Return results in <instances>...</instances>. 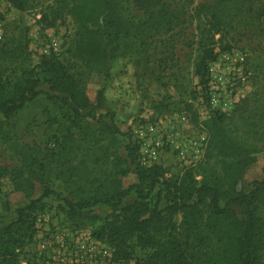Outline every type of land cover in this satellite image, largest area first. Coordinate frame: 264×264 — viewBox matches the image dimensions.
Returning <instances> with one entry per match:
<instances>
[{
	"label": "rangeland",
	"instance_id": "rangeland-1",
	"mask_svg": "<svg viewBox=\"0 0 264 264\" xmlns=\"http://www.w3.org/2000/svg\"><path fill=\"white\" fill-rule=\"evenodd\" d=\"M30 1L29 10L22 12L9 0H0L2 80L15 81L24 72L34 74L40 71L43 56L56 54L93 102L97 91L106 87V99L121 134L104 131L95 119L77 118L45 96L28 103L11 119L0 115V167L11 172L0 177V228L16 220L18 207L44 191L43 184L35 180L31 197L21 191L8 194L15 172L27 175L32 166L44 165L45 181L56 192L74 199L86 196L100 181L112 177L118 168L115 154L125 155L128 136L140 150L136 130L143 126L148 133L150 124L156 132L148 138L168 143L157 163L168 169L167 176L203 163L210 141L208 121L217 113L232 139L256 149L257 161L247 169L244 182L263 177L264 0H229L222 13L228 31L215 38L216 55L208 65L206 87L196 75V62L201 53L200 27L207 19L197 9L217 0H164L174 20L158 32L151 27L154 12L139 10L133 0H122L121 14L132 32L117 41L116 56L107 62L79 50L82 27L72 0ZM141 24L139 35L136 27ZM195 142L201 153L191 164L188 157ZM121 180L128 187L136 176L130 173ZM45 202L46 210L36 217L37 232L30 242L26 237L21 258L55 264L58 258L76 257L80 238L88 239L102 221L71 219L58 207L61 201L55 195ZM95 211L105 214L108 209L102 206ZM259 213L264 218V202ZM170 218L182 231V214ZM173 228L169 226V230ZM98 242L90 264H142L149 253L134 246L133 259L115 262L113 248ZM262 256L264 259V250Z\"/></svg>",
	"mask_w": 264,
	"mask_h": 264
},
{
	"label": "trees",
	"instance_id": "trees-1",
	"mask_svg": "<svg viewBox=\"0 0 264 264\" xmlns=\"http://www.w3.org/2000/svg\"><path fill=\"white\" fill-rule=\"evenodd\" d=\"M72 1L82 27L79 50L97 61L115 58L120 47L117 41L132 32L121 14L122 0ZM133 1L139 10L154 12L151 27L155 32L174 20L164 0ZM9 2L22 12L31 6L30 0ZM229 3L217 0L197 9L198 15L207 19L200 27L201 53L196 62V75L204 87L208 65L216 55L215 38L228 31L222 13ZM142 27H136L139 35ZM39 67L40 71L24 72L11 82L3 81L0 75V115L11 119L28 103L45 96L67 107L77 118L95 119L104 131L121 134L106 99V87L97 91L93 102L58 55L43 56ZM208 122L210 141L203 163L170 176L162 164L143 165L139 146L130 136L124 145L125 155L115 154L118 168L112 177L100 181L86 196L74 199L56 192L45 181L44 165L38 169L32 166L27 175L15 172L8 194L21 191L31 197L35 180L43 184L44 191L18 207L16 220L0 228V264H23V260L26 264H42L30 257L22 259L21 254L37 232L36 217L46 210L45 199L50 195L61 201L58 207L71 219L102 221L93 236L113 248L115 262L133 259L136 246L149 251L142 264H264V218L259 213L264 202V166L263 177L246 184L244 175L257 161L256 149L232 139L221 114L213 113ZM130 173L136 181L124 187L121 177ZM9 175L7 168L0 167V177ZM9 206L7 201L6 209ZM102 206L107 207V213L95 211ZM178 213L182 214V231L170 218Z\"/></svg>",
	"mask_w": 264,
	"mask_h": 264
},
{
	"label": "built area",
	"instance_id": "built-area-1",
	"mask_svg": "<svg viewBox=\"0 0 264 264\" xmlns=\"http://www.w3.org/2000/svg\"><path fill=\"white\" fill-rule=\"evenodd\" d=\"M54 46H58V43H54ZM148 133L145 132L144 127L141 126L136 130L138 139L141 143L140 148V161L145 166H150L152 164H157L161 153L163 152L166 143L164 140L161 139H149L148 134L154 135L156 132V127L153 124L148 125ZM204 140V138H203ZM199 142H195L193 145V151L192 154L188 157L190 159L191 164H194L197 162L198 155L201 153L199 147ZM183 154V157H185L184 151H181ZM96 244H99L98 239L94 238L93 235H90L88 239L80 238V241L78 242V245L76 246L78 248V253L76 257L74 258H58L55 262V264H90L91 259L95 253ZM44 246V245H43Z\"/></svg>",
	"mask_w": 264,
	"mask_h": 264
}]
</instances>
